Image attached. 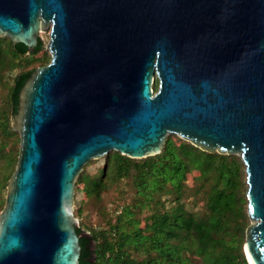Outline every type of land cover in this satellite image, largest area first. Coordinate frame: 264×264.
Wrapping results in <instances>:
<instances>
[{
	"label": "water",
	"instance_id": "water-1",
	"mask_svg": "<svg viewBox=\"0 0 264 264\" xmlns=\"http://www.w3.org/2000/svg\"><path fill=\"white\" fill-rule=\"evenodd\" d=\"M47 28L50 62L11 116L0 264H79L83 166L159 155L168 135L241 159L243 253L264 264V0H0V38L27 55Z\"/></svg>",
	"mask_w": 264,
	"mask_h": 264
},
{
	"label": "trees",
	"instance_id": "trees-1",
	"mask_svg": "<svg viewBox=\"0 0 264 264\" xmlns=\"http://www.w3.org/2000/svg\"><path fill=\"white\" fill-rule=\"evenodd\" d=\"M42 50L40 39L27 55L24 45L0 38V84L4 72L22 68L23 57L34 60ZM35 69L22 68L13 80L11 116L17 111L21 88ZM2 126L11 131L8 123ZM5 157L6 167L11 168L14 160ZM242 167L233 155L209 154L183 140L176 144L170 137L159 155L139 161L112 151L103 170L78 176L75 190L81 184L87 198L100 200L103 191L127 179L134 193L113 216L105 213L101 228H76L77 234L87 233L79 238V264H191L188 255L202 264H247L243 244L249 219L241 191ZM194 172L189 187L188 176ZM186 191L203 196L202 212L187 210L182 202Z\"/></svg>",
	"mask_w": 264,
	"mask_h": 264
},
{
	"label": "rangeland",
	"instance_id": "rangeland-1",
	"mask_svg": "<svg viewBox=\"0 0 264 264\" xmlns=\"http://www.w3.org/2000/svg\"><path fill=\"white\" fill-rule=\"evenodd\" d=\"M49 31V28H47L45 31H41L39 33V38L43 42V50L33 57L34 60L30 61L29 57H23L21 61V64H23V69L30 70L32 68H38L50 62V54L46 48L49 41ZM22 68L11 72H4L2 82L3 84H0V211L3 208L5 201L7 182L16 167L19 149V133L15 132L12 128V132L5 130L4 127L6 126H2V123H8L11 127L9 92L10 87L13 85V80L22 70ZM152 88L153 93H155L158 88L157 80L154 81ZM168 137H170L176 144L179 140H181L175 135H168L166 138ZM5 156H11L14 160L11 168L6 167ZM233 156L238 158L242 163L238 156ZM105 157L106 156L90 160L83 166L84 170H82L83 172L81 171L80 174L85 173L87 176H93L94 174L103 170L105 167ZM133 160L139 161L141 159ZM194 175H197V172H194L192 175L188 176L189 187L192 186L191 176ZM6 176L8 179L7 181H4L3 178ZM241 182V191L243 192V197L246 198L247 184L245 166L241 169ZM129 184L130 182L127 179L120 180L112 187H109L107 190L103 191L100 200H96L95 198H87L82 191L83 186L81 184L77 186L74 195V215L77 219V225L80 226L84 231L87 229H98L104 226L106 217L105 213H108L109 216H113L115 213L114 211L119 210L123 203L129 202L131 200L134 190H132ZM188 192L189 191H186L184 193L182 199V202L185 204L187 210L198 213L202 212L204 203L203 196L201 194L190 196ZM77 212H79L78 215ZM188 257L191 260V264H202L199 259L191 255H188Z\"/></svg>",
	"mask_w": 264,
	"mask_h": 264
}]
</instances>
